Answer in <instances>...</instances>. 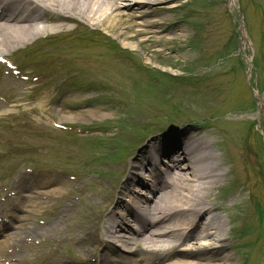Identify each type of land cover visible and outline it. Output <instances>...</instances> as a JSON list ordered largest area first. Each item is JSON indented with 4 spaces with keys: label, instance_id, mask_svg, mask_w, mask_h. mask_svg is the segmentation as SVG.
Segmentation results:
<instances>
[{
    "label": "rangeland",
    "instance_id": "374dc122",
    "mask_svg": "<svg viewBox=\"0 0 264 264\" xmlns=\"http://www.w3.org/2000/svg\"><path fill=\"white\" fill-rule=\"evenodd\" d=\"M231 14H236V21ZM151 16L169 23L172 30L163 33V38L174 39L168 47L145 50L137 42L116 39L113 31L107 35L108 42L104 40L103 50L96 46L75 50L77 43L67 48L64 42L48 39L27 47L33 61L25 53L6 56L21 73L30 72L28 76L35 80L27 82L32 84H28L29 94L26 89H0L4 105L0 108V189L22 177L27 182L45 183L51 197L48 193L40 197L32 194L37 197L34 205L27 200L21 201L22 211H13L10 206L3 210V219L11 220L12 225L0 234V242L6 241L9 233H20L25 225L44 224L46 213L65 200L78 204L72 220L89 213L94 218L101 200L105 202L103 195L114 188L120 190L130 172L128 165L138 152L150 144L159 147L165 143L166 135H150L156 130L164 129V134L177 137L197 130L202 133L204 129L196 127L216 119L208 134L235 146L243 147L245 142L253 161L258 148L264 168V103L260 102L264 96V39L260 36H264V0H184L182 7ZM78 30L70 37H76ZM119 50L125 53L117 54ZM252 62L257 69L251 67ZM195 69L204 75L187 86L181 81L185 77H170V82L158 72L179 77ZM73 72L77 74L70 78ZM3 77L0 68V79ZM250 78L255 90L248 87ZM89 84L94 86L89 89ZM45 91L50 92V109L39 111L24 105L37 101ZM255 95L258 105L254 111ZM252 121L257 126L247 131ZM181 122L195 126L187 124L181 131L177 126ZM118 142L117 149L122 147L116 151ZM222 145L226 147L225 142ZM232 170L224 185L212 192L215 203L227 207L222 217L231 225L227 227L228 252L233 264H264V218L261 224L257 216L258 211L264 214V183L257 180L254 165L249 167L250 178L245 183ZM231 187L242 193L241 201L229 207L228 201L235 196L228 192ZM44 189L35 188L38 193ZM0 203L4 205V197ZM10 203L18 206L17 201ZM109 206L107 212L114 204ZM40 244L48 248L47 253L57 248L53 239ZM60 250L64 258L73 256L65 245ZM178 252L169 253L165 264ZM2 255L0 252V258Z\"/></svg>",
    "mask_w": 264,
    "mask_h": 264
},
{
    "label": "bare ground",
    "instance_id": "6f19581e",
    "mask_svg": "<svg viewBox=\"0 0 264 264\" xmlns=\"http://www.w3.org/2000/svg\"><path fill=\"white\" fill-rule=\"evenodd\" d=\"M182 3L184 0H0V59L43 37L70 33L79 23L94 31H114L116 39L137 42L145 50L152 46L168 47L174 39L163 38V33L172 30L169 23L151 15L181 7ZM3 88L17 92L25 86L5 76L0 79V89ZM49 96V92H44L37 101L24 105L48 110ZM260 102L264 103V96ZM178 135L183 138L164 149L143 148L138 152L115 197L111 193L103 195L106 203L115 199L109 213H105L106 203L101 200L94 218L89 213L72 220V211L78 204L66 200L51 209L44 224L25 225L20 233H9L7 240L0 242L3 262L25 264L32 254L44 252L36 246L37 241L53 239L58 247L68 244L74 255L64 259L57 249L53 255H46L43 264H165L170 260L169 253L176 250L179 252L169 264H233L227 249V227L231 225L222 217L227 207L215 203L212 192L224 185L232 169L243 183L247 182L251 160L245 148L226 143L213 134ZM157 157L167 159L165 165L157 164ZM150 161L156 162L151 166ZM136 172H141L139 177ZM41 184L22 177L4 184L0 189V197H4V205L0 203V234L12 225L11 220L3 219V210L10 206L13 211H22L21 201L27 200L34 205L32 194ZM241 193L230 198L229 207L241 201ZM8 196L18 202L17 207H13ZM108 240L112 245L106 243ZM100 247L103 252L97 255ZM140 249L147 253L137 257Z\"/></svg>",
    "mask_w": 264,
    "mask_h": 264
}]
</instances>
